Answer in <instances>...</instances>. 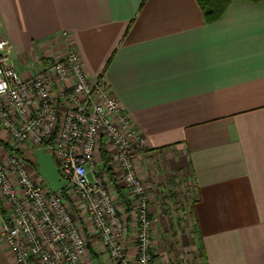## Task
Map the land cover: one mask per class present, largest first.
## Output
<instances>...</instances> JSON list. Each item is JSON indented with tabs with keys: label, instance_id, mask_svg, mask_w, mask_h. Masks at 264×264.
<instances>
[{
	"label": "crops",
	"instance_id": "obj_1",
	"mask_svg": "<svg viewBox=\"0 0 264 264\" xmlns=\"http://www.w3.org/2000/svg\"><path fill=\"white\" fill-rule=\"evenodd\" d=\"M199 8L197 0H0V38L24 78L66 43L89 77L105 78L142 135L134 156L154 165L143 182L156 259L264 264V0H233L212 23ZM6 141L0 125V155ZM109 165L112 175L99 172L110 179L134 258L131 202ZM160 191L179 201L173 209L156 200ZM83 230L84 263L110 264L91 225ZM12 257L0 235V264H15Z\"/></svg>",
	"mask_w": 264,
	"mask_h": 264
},
{
	"label": "built area",
	"instance_id": "obj_2",
	"mask_svg": "<svg viewBox=\"0 0 264 264\" xmlns=\"http://www.w3.org/2000/svg\"><path fill=\"white\" fill-rule=\"evenodd\" d=\"M76 51L66 43L24 78L13 68L7 41L0 38V125L7 133L6 151L0 155V235L15 264H85L86 222L110 264H164L152 252L155 218L149 214L148 186L134 164L142 135L105 78L87 75ZM37 146L52 152L79 212L72 211L62 190L52 192L38 182L28 161L15 152ZM100 146L110 151L131 202L133 259L126 251L127 221L109 191L108 175L99 172Z\"/></svg>",
	"mask_w": 264,
	"mask_h": 264
},
{
	"label": "water",
	"instance_id": "obj_3",
	"mask_svg": "<svg viewBox=\"0 0 264 264\" xmlns=\"http://www.w3.org/2000/svg\"><path fill=\"white\" fill-rule=\"evenodd\" d=\"M31 158L28 163L36 169L43 181H45L52 192L64 190L67 181L60 177L52 152L45 146L34 148L30 152Z\"/></svg>",
	"mask_w": 264,
	"mask_h": 264
},
{
	"label": "trees",
	"instance_id": "obj_4",
	"mask_svg": "<svg viewBox=\"0 0 264 264\" xmlns=\"http://www.w3.org/2000/svg\"><path fill=\"white\" fill-rule=\"evenodd\" d=\"M233 0H197L198 5H199V9H201L202 11V15L204 18V22L207 23H212L215 22V20H217L218 18H220V16L223 14V12L225 11L226 7L232 2ZM246 1H262V0H246ZM39 147V146H37ZM36 147H31L29 148L27 151L25 150H17L15 151L18 156L22 157L23 159H25L26 161H28V159L31 158L30 156V152ZM107 151H105V149H103L102 146H100L99 148V154H100V159H101V166H103L104 172L108 173L109 175L111 174V166L110 161L111 158L108 156V154L106 153ZM110 177V176H109ZM64 190H62V192H64Z\"/></svg>",
	"mask_w": 264,
	"mask_h": 264
},
{
	"label": "rangeland",
	"instance_id": "obj_5",
	"mask_svg": "<svg viewBox=\"0 0 264 264\" xmlns=\"http://www.w3.org/2000/svg\"><path fill=\"white\" fill-rule=\"evenodd\" d=\"M29 151V150H28ZM98 155H99V153H98ZM100 156V155H99ZM134 158H135V166H136V171H137V173H138V177H140L141 179H142V181H145V179H144V176L146 175V173L143 171L144 169L147 171V172H149V169L150 168H154V165H152L151 163H149L150 164V166L147 164L146 165V161L143 163L142 162V158L140 157H137V156H134ZM149 175V174H148ZM119 176H120V173H119ZM120 179V178H119ZM155 181H157V179L155 180ZM155 181H153V183L155 182ZM145 183V182H144ZM176 186V185H175ZM170 191H172V190H170ZM62 193V195L64 196V199L69 203V205H70V207H71V209H72V211L73 212H79V210H77V208L75 207V203H74V201H76V199H75V194L72 192V190L71 189H69V188H67V189H65V191L64 192H61ZM162 194V191H160V193H154V196H156V200L157 201H159L160 202V200H162V199H164V197H165V201H167V202H169V204L172 206L171 207V209H173V205L174 204H177L179 201H177V200H175L176 202H174V201H172L173 200V198H171V196H168L169 194L168 193H166V194H164V196L163 195H161ZM156 200H154V201H156ZM181 201V200H180ZM162 202V201H161ZM181 202H183V201H181ZM163 203H164V201H163ZM161 205V207H162V205L163 204H160ZM160 207V208H161ZM167 211H170L169 209H167ZM167 214L169 213V212H166ZM169 220V219H168ZM163 221V227H168L167 225H172L169 221ZM165 223V224H164ZM131 258H133V257H131ZM103 261H105V263L106 262H108V260H107V257H105L104 256V258H103Z\"/></svg>",
	"mask_w": 264,
	"mask_h": 264
}]
</instances>
